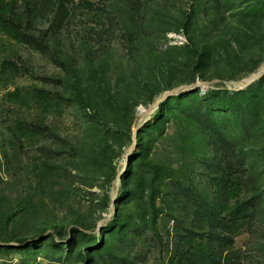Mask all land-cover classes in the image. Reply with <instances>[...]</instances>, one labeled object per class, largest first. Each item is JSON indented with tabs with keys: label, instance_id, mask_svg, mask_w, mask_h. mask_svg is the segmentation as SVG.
<instances>
[{
	"label": "rangeland",
	"instance_id": "1",
	"mask_svg": "<svg viewBox=\"0 0 264 264\" xmlns=\"http://www.w3.org/2000/svg\"><path fill=\"white\" fill-rule=\"evenodd\" d=\"M33 1L45 52L0 30V264H195L221 188L249 210L222 264H264V0ZM36 86L71 106L10 99ZM201 100L205 125L183 114ZM131 105L132 142L102 162L97 132Z\"/></svg>",
	"mask_w": 264,
	"mask_h": 264
},
{
	"label": "trees",
	"instance_id": "2",
	"mask_svg": "<svg viewBox=\"0 0 264 264\" xmlns=\"http://www.w3.org/2000/svg\"><path fill=\"white\" fill-rule=\"evenodd\" d=\"M41 5L33 0H0V30L9 34L13 39L18 42L29 44L36 49L45 52L46 46L41 43H37V38L30 32V25L32 22L33 14L36 10H39ZM55 60V59H54ZM61 66V61H56ZM7 65L3 66V70H6ZM240 97H251L252 91H242L238 94ZM10 99L14 102H25L29 104V100L33 101V104L45 114H55L62 112L71 106V96L67 93L60 91L49 90L46 88L35 87L32 91H26L21 93L19 89L9 93ZM78 96V95H76ZM201 106L196 109H189L185 107L183 114L188 117L190 121H196V124L205 125L210 119L207 117L209 112L204 110V100L199 101ZM117 117V122L114 126L108 127L105 132L99 130L97 132L95 146H101L105 144L99 151L102 162L112 158L116 149L126 147L132 142V124L135 116L134 105L128 108H116L113 110ZM238 124L246 126L248 121L240 119ZM46 126L40 122L26 123L24 121H17L15 124L16 132L23 139L30 140L31 142H39L41 137L46 134ZM216 126L211 129L216 130ZM141 133V131H139ZM138 146L141 144V134L139 135ZM95 150V149H94ZM130 167V166H129ZM218 193L220 196L221 212L225 213L227 220L218 219L215 216L212 217L214 227L221 226L223 229L221 234L215 233L207 240L200 241L199 246L196 247V261L195 264H222V253L218 250L225 251L230 249L232 244L231 238L228 234H237L240 227L243 226V219L249 214V210H245L244 207L231 206L230 197L232 192L230 189L221 188ZM206 212V211H205ZM195 249V248H194Z\"/></svg>",
	"mask_w": 264,
	"mask_h": 264
},
{
	"label": "bare ground",
	"instance_id": "3",
	"mask_svg": "<svg viewBox=\"0 0 264 264\" xmlns=\"http://www.w3.org/2000/svg\"><path fill=\"white\" fill-rule=\"evenodd\" d=\"M264 68V67H263Z\"/></svg>",
	"mask_w": 264,
	"mask_h": 264
}]
</instances>
